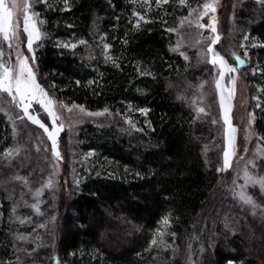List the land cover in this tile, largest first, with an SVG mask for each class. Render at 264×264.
Here are the masks:
<instances>
[{
    "label": "trees",
    "instance_id": "1",
    "mask_svg": "<svg viewBox=\"0 0 264 264\" xmlns=\"http://www.w3.org/2000/svg\"><path fill=\"white\" fill-rule=\"evenodd\" d=\"M260 1L242 4L234 20L260 43L250 51L252 60L240 57L245 64L239 70H245L251 97L260 100L255 130L264 139ZM138 4L46 0L38 6L45 37L35 60L42 84L66 103L128 114L138 130L116 124L79 128L71 148L89 157L80 163L71 200L58 215L56 194L46 192L41 217L27 223L15 218L13 169L0 159V264H16L22 249L17 238L24 232H38L37 244L52 251L50 264H192L197 254V264H264V194L254 195L260 207L215 196L213 123L189 102L208 68L172 50L176 37L169 29L185 9L169 0L147 10L148 22L138 24L133 15ZM70 41L76 47L61 44ZM13 143L0 112V157Z\"/></svg>",
    "mask_w": 264,
    "mask_h": 264
},
{
    "label": "rangeland",
    "instance_id": "2",
    "mask_svg": "<svg viewBox=\"0 0 264 264\" xmlns=\"http://www.w3.org/2000/svg\"><path fill=\"white\" fill-rule=\"evenodd\" d=\"M46 0H4V6L12 12L11 23L15 30V35L10 41H5L3 35L0 34V62H7L10 67H15L18 54L28 58L29 66L35 73L37 83L45 90L48 96L55 101L53 106L58 120L56 125H63V130L57 135V150L60 158L53 155L51 149V141L42 128L25 116L21 107H17L12 102L11 97L6 93L0 92V112L5 114L9 121L13 132L14 143L1 155V162L5 168L13 169L11 182L14 184L17 200L15 201L14 214L17 221L27 223L35 218L41 217V208L44 203V194L46 192L55 193L56 207L60 211L63 203L71 200L75 186L80 183L78 168L80 163L85 161L88 156L83 159L74 148H71L75 132L87 124L94 126H112L117 125L119 128L127 132H135L138 125L130 115H118L109 109L90 110L82 105L69 104L56 97L51 88L42 84L37 64L35 60V51L38 43H40L45 33L43 31L44 19L38 11V6L45 3ZM138 4L135 12L136 22H144L149 15L147 10L153 7L159 8L164 2L157 5L156 0H135ZM169 0H167L168 3ZM176 5H180L185 9L181 12L175 23L169 30L174 33L176 39L172 46L175 53L180 54L186 61H194L199 65L207 67V75L197 85L195 92L189 99L190 105L199 116H208L212 123L215 134V147L217 149V169L219 171V181L217 193L215 196L220 200L224 196H232L236 200L244 203L240 199L241 193L251 196L257 205V198L254 196L260 191L264 194V190L260 187L252 186L245 180V172L255 177H264V139L257 135L255 130L254 111L260 105L257 97L252 98L249 87L246 82L244 71L239 70L245 64V57L251 59L250 51L253 47L260 43L257 39L243 32L236 21L234 13L238 8L248 0H202L191 1L172 0ZM261 2L260 0H254ZM28 5L27 13L31 16V23H35L39 31L40 38L32 43V50L28 49V36L24 32L25 5ZM209 4L215 8L213 12L211 8L205 9L204 5ZM215 24L216 32L213 33L209 25ZM202 24L205 27L200 28L197 25ZM220 39L217 43L212 44V39L216 36ZM247 37V38H246ZM102 47L105 55L108 54L109 47L105 49L108 43L102 39ZM77 42H62L69 48H74ZM11 44V47H9ZM209 45L213 48V53L223 57L229 67H234L235 72H225L221 79L220 65L213 64V54L208 53ZM109 46V45H108ZM247 53V55H245ZM34 57V62L33 58ZM237 57L243 63L237 62ZM233 79L235 83L233 84ZM220 80V88L216 86V81ZM231 91V99L229 92ZM221 96L224 97L225 106L229 108L228 116L231 127L236 131L233 145L229 146L226 132L228 126L224 123V108L221 106ZM253 104V107L252 105ZM73 105L82 106L84 111L79 108H73ZM203 108L204 112L199 109ZM68 109H72L69 111ZM140 110H133V113H145ZM87 113H102V115H88ZM29 114L36 116L49 130H52V120L47 112L35 101L29 108ZM130 121V123H129ZM115 125V126H116ZM228 150L233 153L230 156V166L224 169V151ZM246 204V203H244ZM38 232L21 233L18 235V242L22 249L16 259V264H41L37 260L46 259V264L51 261V249L48 245L37 244L36 239ZM197 259L192 264H197Z\"/></svg>",
    "mask_w": 264,
    "mask_h": 264
},
{
    "label": "snow or ice",
    "instance_id": "3",
    "mask_svg": "<svg viewBox=\"0 0 264 264\" xmlns=\"http://www.w3.org/2000/svg\"><path fill=\"white\" fill-rule=\"evenodd\" d=\"M161 2L167 3V0H156L157 5H159ZM184 0H181V3L183 4ZM205 9L211 8V10L214 12L215 8L212 7L209 4L204 5ZM28 5H25V17H24V32L27 33L28 36V49L29 51L32 50V43L34 40H38L40 38L39 31L36 28L35 23H31V16L27 13ZM133 15H138L136 12H133ZM11 17L12 12L9 11L4 6V0H0V34L3 35V39L5 41H10L13 35H15V30L13 28V25L11 23ZM146 23L148 21H145ZM200 28L205 27L202 24L197 25ZM211 28V31L213 33L216 32L214 21L209 25ZM171 31V30H170ZM247 38V37H246ZM220 39V37L217 35L215 39H212V44L217 43V41ZM81 43H84V41H81ZM65 47H68V45H64ZM9 47H11V44H9ZM72 47H75V45H72ZM109 46L105 45V49H107ZM208 53L213 54V59L210 61L213 64H219L220 65V77L223 79V76L225 72H235L236 69L234 67H229L227 63L225 62L224 58L219 56V54L213 53V48L211 45H209L207 49ZM3 53L0 52V56H2ZM247 55V53H245ZM34 62V57L32 58ZM237 62L243 63L242 60H240L237 57ZM118 66V65H117ZM79 83V82H77ZM91 83V82H90ZM235 83L233 79V84ZM216 86L219 89L220 88V80L216 81ZM0 92L6 93L9 97H11L12 102L16 104L17 107H21L25 116L28 117L30 121H32L34 124H37L40 128L44 130V132L47 134L48 139L51 141V149L54 156L57 158H60V153L57 150V135L59 131L63 130V125H56V121L59 119L54 111V104L55 101H53L48 94L45 92V90L37 83L35 73L33 72L32 68L29 66L28 58L24 57L21 54H18V59L15 67H10L7 62H0ZM231 91L229 92V99H231ZM37 102L48 114V116L52 120V130L50 131L48 127L45 126L44 123H42L36 116L29 114V108L31 107L32 102ZM221 106L224 108V123L228 126L227 132H226V138L228 141L229 146L233 145L234 143V136L232 135L235 133L236 129L231 127V123L228 116L229 108L225 106L224 97L221 96ZM73 108H79L80 111H84V108L82 106L73 105ZM71 111L72 109H68ZM107 111V109H105ZM143 112H147V109L141 110ZM200 112H204L203 108L199 109ZM88 115H102V113H87ZM130 123V121H129ZM233 153L229 152L228 150L224 151V169L226 170L229 166V159L230 156ZM245 180L251 184L252 186H259L261 190H264V177H255L250 175L247 171L245 172ZM240 199L252 207H256L255 202L253 201L252 197L247 195L246 193H241ZM165 224L168 223L167 217L163 221ZM153 244L156 243L155 240L152 242Z\"/></svg>",
    "mask_w": 264,
    "mask_h": 264
}]
</instances>
